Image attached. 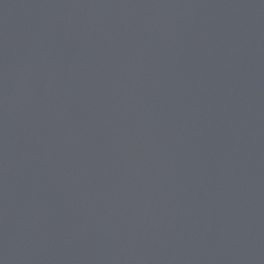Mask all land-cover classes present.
Wrapping results in <instances>:
<instances>
[{"label": "water", "instance_id": "95a60500", "mask_svg": "<svg viewBox=\"0 0 264 264\" xmlns=\"http://www.w3.org/2000/svg\"><path fill=\"white\" fill-rule=\"evenodd\" d=\"M0 264H264V0H0Z\"/></svg>", "mask_w": 264, "mask_h": 264}]
</instances>
